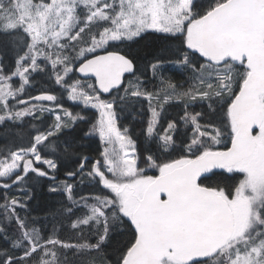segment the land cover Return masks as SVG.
Returning a JSON list of instances; mask_svg holds the SVG:
<instances>
[{
	"label": "snow or ice",
	"instance_id": "6c2138e0",
	"mask_svg": "<svg viewBox=\"0 0 264 264\" xmlns=\"http://www.w3.org/2000/svg\"><path fill=\"white\" fill-rule=\"evenodd\" d=\"M81 8L87 10L82 26L77 23ZM97 21H110L111 27L97 24L103 31L93 34L91 25ZM146 31L181 42V55L174 60L158 57L153 72H161L167 59L198 73L207 90L201 88L192 99L209 100L213 112L218 102L226 107L231 138L227 150H214L211 144L220 143L223 130L214 118L203 119L207 113L185 111L180 118L184 131L178 122L169 120L158 139L159 147L170 153L175 151L176 138L183 136L181 143L189 156L157 163L149 155L150 166L157 168L159 175L142 174L129 130L118 127L120 109L115 99L109 101L100 95L119 91L125 73L136 76L133 61L111 51L112 43L133 41ZM89 34L90 42L85 39ZM73 41L85 44L77 54L78 66L76 60L63 54L68 47H75L69 43ZM237 64L242 70L236 69ZM40 72L54 76L69 100L98 111L99 120L91 131L98 133L104 145L100 153L103 159L78 160V170L67 175L86 172L95 185L113 195L101 193L95 203L81 198L88 211L72 223V228L83 232L82 226H87L90 234L95 228L97 239L75 246L51 237L42 241L39 232H29L16 212L27 204L12 198L11 215L7 205L4 213L10 223L15 216V225L23 232L24 243L19 237L11 240L12 247L22 249L23 255L9 252L0 258V264H60L49 245L100 250L110 243L115 228L127 229L130 236L118 249L116 264H264V0H212L206 9L198 0H119L118 5L117 0H0V122L33 116L35 105L29 107L20 93L30 83L31 74ZM76 72L94 77V82H82L74 77ZM237 76L238 93L232 91ZM17 79L19 88L15 86ZM161 83L173 87L162 72ZM124 92V97H118L122 101L129 96L151 101L154 95L135 86ZM226 92L232 98L225 100ZM10 98L25 106L15 110ZM28 99L57 101L58 97L36 94ZM55 106L67 120L57 113L56 123L34 135L28 146L8 149L0 159V178H4L0 189H22L29 182L40 185L44 179L55 181L58 164L43 156L40 147L56 151L53 143H45L49 137L66 127L68 120L75 124L85 118L62 104ZM149 107L146 133L156 140L160 112ZM65 144L72 147V142ZM225 173L242 174L234 191L219 182L204 183L213 177L224 178ZM48 190L59 189L53 183ZM65 193L75 205L71 184L65 185ZM68 212L74 215L71 207ZM0 232L7 239L6 230Z\"/></svg>",
	"mask_w": 264,
	"mask_h": 264
},
{
	"label": "trees",
	"instance_id": "16d2710c",
	"mask_svg": "<svg viewBox=\"0 0 264 264\" xmlns=\"http://www.w3.org/2000/svg\"><path fill=\"white\" fill-rule=\"evenodd\" d=\"M198 2L206 9L212 0H198ZM86 15L85 11L79 12L78 24L81 26ZM96 28L99 27H91V31H95ZM165 37L166 34L153 31L146 32L133 41L125 40L123 43L117 44L114 49H110L111 51L125 55L135 65L136 76H127L123 87L135 86L141 90L147 89L154 93L151 101L130 96L125 98L127 102L122 101L118 97L125 96V88L123 89V87L119 91L113 92L109 97L104 98L101 96L103 99L109 101L115 99V105L120 109L117 112L119 117L118 127L121 130L124 128L129 130L135 144L138 165L142 169L143 175H159L158 169L150 166L149 155L157 163L164 162L166 159L180 158L182 155L184 157L189 156L181 143L184 139L183 136L176 138L175 151H171L170 153L164 152L159 147L160 142L158 139L160 130L166 127L169 120L178 122L181 126L180 131H184L186 126L180 118L184 115L185 111L189 114L207 113L208 115L204 116L203 119L214 118L217 126L223 130L220 143L211 144L214 150H224L228 147L231 140L230 128L227 127L226 123V107L222 108L221 103L218 102L214 106L216 111L213 112L208 107L209 100L192 99V95H195L201 88L207 90V83H202L197 78L198 73H194L191 69H185L178 64L169 63L166 59L161 72L163 77L167 78L173 85V87L169 88L162 85L161 72H153L152 65L157 62L158 57H170L174 60L177 56L181 55L179 51L182 47L181 42L172 37ZM76 43L74 49L72 51L67 50L66 53H70L71 56L72 53L78 54L80 48L83 47V42L79 41ZM88 55L90 57L93 54ZM8 63L9 61L5 59L4 64L7 65ZM50 67L48 65L49 73L52 71ZM236 69L242 70V66L236 65ZM74 77L80 79L76 73ZM80 80L82 82L86 81ZM87 82L92 83L89 80ZM239 83V76H237L233 82V92L238 93ZM18 84H20V81L17 79L15 86ZM162 87L164 90H160ZM184 93H189V95H184ZM36 94H55L58 97L56 104H62L64 109L78 113L85 118L78 119L75 124L71 120H68L66 127L49 137L45 143H53L56 146V151L43 145L40 147L43 156L54 160L58 164L54 182L50 179H44L40 185H34L29 182L22 189H17L15 186L8 190L0 189V229L6 230L7 235V239H5V233L0 232V258L5 257L9 252H16L20 256L23 255V250L14 249L11 243V240L17 237L20 238V243H24L23 232L17 229L15 216H12V222L10 223L4 213V206L7 205L8 213L11 215L12 198L21 199L27 204L26 208H17L16 212L27 224L29 232L33 230L39 232L42 241L51 237L75 246L82 243H95L97 239L95 228H93L91 234L88 232L87 226H82L84 228L83 232L72 228V223L77 218L83 217L88 211L81 198H86L89 203H95V197L101 193L109 197L113 195L108 190L95 185L92 182V177L86 172L74 177L67 175L68 172L78 170V160L85 157L89 161L102 160L100 155L102 142L99 139L98 133L91 131L93 125L96 124V110L91 108L85 109L79 102L69 100L66 91L56 85L53 76L50 77L44 72H40L39 74L32 73L30 83L25 85L24 93L20 96L26 98ZM230 98H232L230 93L226 92L224 99L228 100ZM216 99L213 96V100ZM149 105L160 112L159 122L156 126V140H153L146 133L147 121L150 116ZM33 116L24 117L22 120L0 122V158L7 155L8 149L18 150L21 147L28 146L34 135L38 134L41 130L47 131L48 128L55 124V120L51 114L47 115L44 112H40ZM61 116L67 120L65 115L62 114ZM85 133H88V135L85 136ZM65 141L72 142V147H67ZM88 167L90 168L91 164ZM231 176L235 178H230ZM241 178L242 174L239 173H225L224 178L213 177L212 180L205 181L204 183L215 185L219 182L221 187H227L234 191L233 186L237 185ZM2 180L0 179V181ZM53 183L59 189L56 192L48 190L49 186ZM66 184L73 186V199L77 202L75 205H73L72 200L65 193ZM70 207L74 215L69 214L68 209ZM111 237L110 243L107 246L102 245L100 250L86 249L81 251L78 247L65 249L59 245L55 246V248L49 245V250L50 252H56V257L60 264H116V260L120 254L118 249L127 243L130 236L127 229L115 228L111 233ZM48 259H52L51 255L48 256Z\"/></svg>",
	"mask_w": 264,
	"mask_h": 264
},
{
	"label": "rangeland",
	"instance_id": "374dc122",
	"mask_svg": "<svg viewBox=\"0 0 264 264\" xmlns=\"http://www.w3.org/2000/svg\"><path fill=\"white\" fill-rule=\"evenodd\" d=\"M109 2H111V0H109ZM118 3H119V0H117V5H118ZM83 11H85V14H87V10L86 9H84V8H81V9H79V12H83ZM83 15H84V13H83ZM77 23H79L78 21H77ZM97 24L98 25H102V26H108V27H111V23H110V21L109 22H105V21H97L96 23H94L93 25H91V27H97ZM87 31V30H86ZM100 31H103V27H99V28H96V30L95 31H91L93 34H97L98 35V33L100 32ZM146 32H151V31H146ZM146 32H144V33H146ZM144 33H142L141 35H143ZM163 34V33H162ZM136 38H138V37H136ZM85 39L87 40V41H89L90 42V40H91V35L89 34V35H86L85 36ZM135 39V38H134ZM83 42V47H84V41H82ZM69 43H71V44H74V45H76L77 43L75 42V41H73V42H69ZM115 46H117V43L116 42H113L112 43V45H111V48L110 49H114L115 48ZM74 48L73 47H68L67 49H65L64 50V52H63V54L64 55H68V56H70L71 58H73L74 60H76V61H78L79 60V57H78V55L76 54V53H72V56H71V54L70 53H66L67 52V50H69V51H72ZM50 65V64H49ZM51 66V65H50ZM51 68V67H50ZM53 78H54V76H53ZM55 79V78H54ZM91 82V81H90ZM20 84H21V82H20ZM20 84H18L16 87L17 88H19V86H20ZM24 88H25V85H24ZM125 87H123V89H124ZM24 93V92H23ZM23 93H20V95L21 94H23ZM21 98H24L25 99V97H21ZM26 98H28V97H26ZM10 104L12 105V107L15 109V110H19V109H21V108H23L25 105H21V104H18L17 102H16V100L15 99H12V98H10ZM33 105H35V108H34V111H33V115H35V114H38V113H40V112H44L45 114H47V115H52L53 116V118H54V120H55V116H56V114L57 113H59L60 115H64V112H62L59 108H57L55 105H56V101H51V103H47V104H41V103H36V102H31V103H28V106L29 107H32ZM3 106L2 105H0V108H2ZM41 108H43V111H41ZM59 110V111H58ZM96 110V109H95ZM96 112H97V119H96V123L98 122V120H99V113H98V111L96 110ZM3 113L2 112H0V115H2ZM55 123H56V120H55ZM255 134V133H254ZM135 145V144H134ZM103 147H104V145L102 144V150H103ZM129 151H131V150H129ZM134 155L137 157V154H136V149H135V151H134ZM0 159H2V158H0ZM102 159H103V157H102ZM137 163H138V157H137ZM159 173V172H158ZM109 177L111 178V174L109 173ZM0 179H4V178H0Z\"/></svg>",
	"mask_w": 264,
	"mask_h": 264
},
{
	"label": "water",
	"instance_id": "95a60500",
	"mask_svg": "<svg viewBox=\"0 0 264 264\" xmlns=\"http://www.w3.org/2000/svg\"><path fill=\"white\" fill-rule=\"evenodd\" d=\"M117 53H119V52H117ZM101 54H103V53H101ZM119 54H121V53H119ZM122 55H123V54H122ZM90 57H91V56H90ZM237 65H239V64H237ZM76 75H77L80 79H82V80H86V81L91 80V81L94 82V79H95L94 77H83V76H81V74H79L78 72H76ZM127 76H131V74H129V73H125V74H124V76H123V78H122V87H123V85H124V81H125V78H126ZM115 91H116L115 89L112 90V93L115 92ZM112 93H111V94H112ZM111 94L100 93V95H101L102 97H104V98L111 96ZM27 100H28V103H31V102H36V103H48V102H51V101H39V102H37V101L31 100V99H27ZM230 146H231V140H230V143H229V145H228L227 148H229ZM227 148H225L224 150H221V151H225V150H227ZM216 171H219V170H216ZM162 199H166V196H164L163 194H162Z\"/></svg>",
	"mask_w": 264,
	"mask_h": 264
},
{
	"label": "flooded vegetation",
	"instance_id": "af4514ba",
	"mask_svg": "<svg viewBox=\"0 0 264 264\" xmlns=\"http://www.w3.org/2000/svg\"><path fill=\"white\" fill-rule=\"evenodd\" d=\"M29 98V97H28ZM28 98H25V99H28Z\"/></svg>",
	"mask_w": 264,
	"mask_h": 264
}]
</instances>
